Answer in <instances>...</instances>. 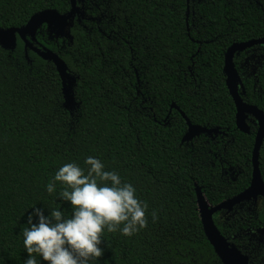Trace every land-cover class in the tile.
Returning <instances> with one entry per match:
<instances>
[{
	"label": "trees",
	"instance_id": "1",
	"mask_svg": "<svg viewBox=\"0 0 264 264\" xmlns=\"http://www.w3.org/2000/svg\"><path fill=\"white\" fill-rule=\"evenodd\" d=\"M77 6L72 43L50 41L47 32L37 37L76 79L72 112L52 63L31 51L27 59L20 39L14 52L0 47V264L28 258L23 230L34 208L71 215L70 203L59 198L60 182L52 194L47 185L66 163L87 174L90 156L134 187L148 205V225L130 237L105 229L103 256L89 264H223L205 235L196 188L215 207L251 185L257 127L249 134L237 128L224 66L234 44L264 39V0H80ZM71 8V0H0V28H22L38 13L64 15ZM262 63L242 98L264 112ZM235 64L239 70L236 58ZM173 106L192 125L220 134L183 143L188 125ZM259 162L264 177V143ZM216 225L223 233L237 227Z\"/></svg>",
	"mask_w": 264,
	"mask_h": 264
},
{
	"label": "clouds",
	"instance_id": "2",
	"mask_svg": "<svg viewBox=\"0 0 264 264\" xmlns=\"http://www.w3.org/2000/svg\"><path fill=\"white\" fill-rule=\"evenodd\" d=\"M85 164L87 174L75 163L64 164L47 185L52 194L60 182L59 198L70 203V216L59 208L45 216L38 207L28 215V227L23 230L28 254L24 264H38L36 256L45 264H89L103 256L100 245L105 229L130 237L147 227L148 205L137 198L134 187L122 183L118 173L105 171L96 158H86ZM151 216L153 222L158 219L155 210Z\"/></svg>",
	"mask_w": 264,
	"mask_h": 264
},
{
	"label": "water",
	"instance_id": "3",
	"mask_svg": "<svg viewBox=\"0 0 264 264\" xmlns=\"http://www.w3.org/2000/svg\"><path fill=\"white\" fill-rule=\"evenodd\" d=\"M80 0H71V11L67 14L61 15L55 10H48L34 15L29 23L22 28L1 29L0 28V47L9 52H14L17 48L18 39L25 43V50L27 59L28 52L35 53L38 57L46 62L52 63L61 80L63 86L64 107L66 110L72 112L76 108V99L74 95V87L76 83L75 77L69 72L67 64L60 58V56L49 50L38 46L37 35L38 32L46 27L49 38L54 40H65L73 42L71 30L74 26L75 20L80 16L81 12L77 6ZM201 1V0H200ZM190 0H188V3ZM255 46H264V39L250 41L248 43L234 44L225 55L224 74L226 76V86L229 94L232 97L236 107V124L237 128L245 134L250 133V127L247 120L252 117L256 120L259 130L256 135L255 147L253 151V175L250 187L242 194L225 201L217 206H211L206 197L202 193L200 187L196 188L198 199V207L200 218L204 228L205 235L209 243L214 248L216 255L223 264H248V258L221 234L218 229L215 216L222 211H231L233 207L243 202H250L257 200L259 197L264 198V177L260 170V150L264 143V112L256 106L249 105L244 102L245 95L244 82L236 68L235 57L244 51ZM174 109L178 110L188 125V132L183 138V143H189L201 135H219L220 131L217 129H208L200 126H194L190 123L188 118L176 106Z\"/></svg>",
	"mask_w": 264,
	"mask_h": 264
},
{
	"label": "flooded vegetation",
	"instance_id": "4",
	"mask_svg": "<svg viewBox=\"0 0 264 264\" xmlns=\"http://www.w3.org/2000/svg\"><path fill=\"white\" fill-rule=\"evenodd\" d=\"M198 1L201 2L203 0ZM43 32H47L44 27L38 32V35L39 33L43 35ZM50 41H52V39H50ZM38 46L46 48L40 43ZM263 51L264 46H255L236 55L235 58L236 61H238L240 71L237 66L236 68L244 82V87L247 81L256 80L257 74L263 66ZM254 86L255 89H257V85L255 84ZM247 123L250 130L251 126H254L257 127L258 132L259 127L254 118L250 117ZM261 198L263 197H259L257 200H251L250 202H243L233 207L231 211H222L215 216V221L218 220L216 223L219 225L224 221L226 223H231L233 221L234 224L237 225V227H233L234 232L232 233L234 234L229 232V230L224 231L226 233L221 232V234H226L223 236L228 242L235 246L242 255L248 258V264H264V222L261 220L264 218V199ZM246 222L250 225L248 228H244Z\"/></svg>",
	"mask_w": 264,
	"mask_h": 264
}]
</instances>
